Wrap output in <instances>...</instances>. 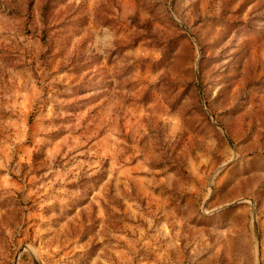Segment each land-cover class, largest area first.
Masks as SVG:
<instances>
[{"label": "rangeland", "instance_id": "obj_1", "mask_svg": "<svg viewBox=\"0 0 264 264\" xmlns=\"http://www.w3.org/2000/svg\"><path fill=\"white\" fill-rule=\"evenodd\" d=\"M0 264H264V0H0Z\"/></svg>", "mask_w": 264, "mask_h": 264}, {"label": "water", "instance_id": "obj_2", "mask_svg": "<svg viewBox=\"0 0 264 264\" xmlns=\"http://www.w3.org/2000/svg\"><path fill=\"white\" fill-rule=\"evenodd\" d=\"M23 249H24V248H23ZM23 249H22V250H23Z\"/></svg>", "mask_w": 264, "mask_h": 264}]
</instances>
